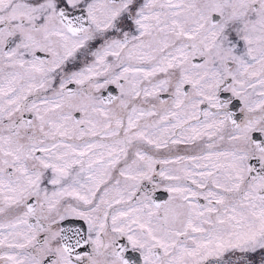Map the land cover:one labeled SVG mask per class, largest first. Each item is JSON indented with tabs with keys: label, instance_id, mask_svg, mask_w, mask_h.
I'll list each match as a JSON object with an SVG mask.
<instances>
[{
	"label": "snow or ice",
	"instance_id": "snow-or-ice-1",
	"mask_svg": "<svg viewBox=\"0 0 264 264\" xmlns=\"http://www.w3.org/2000/svg\"><path fill=\"white\" fill-rule=\"evenodd\" d=\"M0 264H264V0H0Z\"/></svg>",
	"mask_w": 264,
	"mask_h": 264
}]
</instances>
